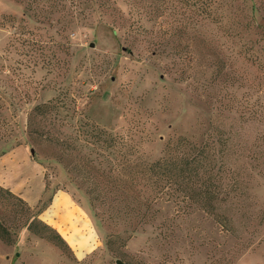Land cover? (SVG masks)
<instances>
[{"label": "rangeland", "instance_id": "374dc122", "mask_svg": "<svg viewBox=\"0 0 264 264\" xmlns=\"http://www.w3.org/2000/svg\"><path fill=\"white\" fill-rule=\"evenodd\" d=\"M179 137L226 164L219 200L166 184L118 202L104 178ZM19 147L45 191L34 205L0 184V264H264V0H0V158Z\"/></svg>", "mask_w": 264, "mask_h": 264}, {"label": "trees", "instance_id": "16d2710c", "mask_svg": "<svg viewBox=\"0 0 264 264\" xmlns=\"http://www.w3.org/2000/svg\"><path fill=\"white\" fill-rule=\"evenodd\" d=\"M48 109V104L35 106L30 113L29 123H32L35 118L42 116L45 113L44 111ZM111 142V139L109 140L106 137L103 140H99L96 144H102V147L110 148L112 147ZM210 150V146H198L186 138L179 137L165 147L162 157L157 161L147 163L140 158H136V161H123L119 165L118 176L114 181H111L109 177L104 179L106 183L115 187L114 196L118 198V202H136L143 206L152 205L160 199L161 185L165 186L167 184L176 186V190L179 192L185 191V196L191 203L200 204L203 201V204L207 205L211 201L219 200L223 194L221 191L224 189V185L218 187L216 180L222 181L221 175L224 174L227 168L226 164L221 162L219 169H216L212 156L209 154ZM85 180L90 182L93 187L92 190L87 192V197L90 206L94 207L102 198L101 192L97 191L99 181L97 178H89L88 176L85 177ZM140 187L142 193L139 191ZM147 190H151L149 192H154L155 194L147 196ZM0 192L11 196L10 192H4L1 188ZM193 194L198 195L199 199H194L192 196L189 197ZM202 208L206 211L203 205ZM26 228L30 233L58 247L68 248L64 240L54 230L41 222L32 221L27 224ZM0 240L8 246L13 244L9 230L1 223Z\"/></svg>", "mask_w": 264, "mask_h": 264}, {"label": "crops", "instance_id": "0c3cea01", "mask_svg": "<svg viewBox=\"0 0 264 264\" xmlns=\"http://www.w3.org/2000/svg\"><path fill=\"white\" fill-rule=\"evenodd\" d=\"M3 155H1V156H3ZM26 167H30V169H34V171L36 173L37 169L35 170L34 165H32V163L28 159V157L26 155V151L23 148H20V147L15 148L9 154H6L5 156L1 157L0 158V184L2 186L6 187L7 189H9L10 191H12L13 194H16L19 196H24L25 198H28L29 202L31 204L35 205L41 199L45 190H44V186L41 184L40 178H38V186L36 187V189H34V190H33V188L29 189V186H27L28 182H27L26 175H25V168ZM14 180H16V183L14 182ZM59 195H63L69 200V198L66 195L58 194V196ZM55 199L53 200V204H54ZM53 204H52L51 208L53 207ZM72 205L75 207L74 204H72ZM75 208H77V207H75ZM77 209L84 215V213L79 208H77ZM67 244L69 245V243H67ZM0 245L3 247V244L1 242H0ZM75 254H76V252H75Z\"/></svg>", "mask_w": 264, "mask_h": 264}, {"label": "water", "instance_id": "95a60500", "mask_svg": "<svg viewBox=\"0 0 264 264\" xmlns=\"http://www.w3.org/2000/svg\"><path fill=\"white\" fill-rule=\"evenodd\" d=\"M31 154L33 155V151H31Z\"/></svg>", "mask_w": 264, "mask_h": 264}]
</instances>
